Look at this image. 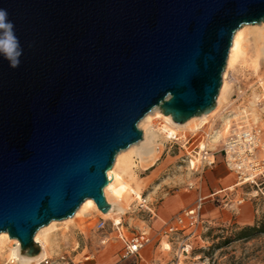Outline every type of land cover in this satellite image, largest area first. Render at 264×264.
<instances>
[{"label": "water", "instance_id": "obj_1", "mask_svg": "<svg viewBox=\"0 0 264 264\" xmlns=\"http://www.w3.org/2000/svg\"><path fill=\"white\" fill-rule=\"evenodd\" d=\"M22 55L0 56V233L34 235L103 190L153 109L176 124L216 104L236 31L264 0H0Z\"/></svg>", "mask_w": 264, "mask_h": 264}, {"label": "rangeland", "instance_id": "obj_2", "mask_svg": "<svg viewBox=\"0 0 264 264\" xmlns=\"http://www.w3.org/2000/svg\"><path fill=\"white\" fill-rule=\"evenodd\" d=\"M262 27H264V22L241 27L243 53L231 67H228L226 63L222 75V84L225 80L230 96L227 102L222 103L216 113L208 118V123L201 129H184L178 132L176 136L170 134L169 138L161 137L157 140L156 147L159 149V153L156 155L151 167L144 165L138 157H133L135 167L132 170H135L136 178L143 185L141 196L145 200L147 208L151 204L157 207L162 199L169 196L177 195L185 198L194 194L195 186L206 169H202V145H204L205 151L217 153L223 140L236 127L251 126L255 123L264 124V109L256 104L260 88L264 90V84L260 82V80L264 81V55L259 51V48L264 47L262 46L264 44L260 43L256 36V28ZM224 74H226L225 79ZM153 110L154 112L150 114L152 117L150 123H155L153 128V131H155L159 126L164 125V122L157 118L161 111L158 108ZM243 110L247 113L254 111L256 117L253 118L248 115L247 118H241ZM144 119L137 125L138 130L142 132V138H144L147 127ZM147 130V132H152V129L148 128ZM225 130L227 134L223 135L222 133ZM214 134L216 136L217 134L220 135L216 142H211L212 137L215 136ZM142 142L140 141L132 146L137 148ZM216 156L219 157L218 154ZM191 161L194 163L193 166H191ZM145 168L147 170H144ZM237 189L240 190L239 196L233 198L235 192L231 193L229 195L231 202L227 206V209L233 206L229 210L233 215V220L226 225L221 224V226L211 224L207 231L198 232L190 240L189 254L180 258V264H264V233H258L246 239L238 238L236 234L247 226L234 223L235 214L240 209L237 208L235 201L244 198V203L238 207H242L246 202L251 204L254 222L250 227L254 225L264 227V186L258 188L242 186ZM125 209H127L126 214L117 217L121 219V224L128 233L145 232L150 236L152 241L147 250L156 251L154 264H175L178 242L163 238L161 235L163 228L154 232L149 230L148 228L151 226L149 212L138 207L137 202L129 203ZM94 215L80 213L78 217L70 222L64 223L65 220L57 222L55 228L49 231L50 234L48 232L54 239L55 245L53 254L47 258L55 261L59 256L64 255L70 258L74 264H78L80 261H84L86 256L99 250L98 242L102 236L108 235L109 242L107 244L114 241V235L110 233V222L112 220L102 218L106 221L107 228L106 231L100 233L94 228L100 216ZM173 218L174 216L167 222H170ZM165 244L169 245V250L165 249ZM120 254L121 252L118 250L115 252L117 258L114 263L119 261ZM146 254L151 259L149 253ZM0 264L11 263L4 256L0 258Z\"/></svg>", "mask_w": 264, "mask_h": 264}, {"label": "built area", "instance_id": "obj_3", "mask_svg": "<svg viewBox=\"0 0 264 264\" xmlns=\"http://www.w3.org/2000/svg\"><path fill=\"white\" fill-rule=\"evenodd\" d=\"M256 104L264 109V90L260 88V93L256 99ZM202 169L212 167L215 164V155L218 154L222 162L230 173L237 179V186H249L258 188L264 186V124H253L251 126L242 125L236 127L221 143L217 153H210L202 150ZM228 193H233L230 191ZM226 199V197L224 198ZM245 199L235 201L236 206H241ZM138 207L146 209L151 215L149 208L145 206V200L141 196ZM224 202L223 206H228ZM201 200H198L192 207L182 209L174 218L168 222L161 231L163 238L178 242L175 264H180V258L189 254L190 240L198 232L207 231L211 223L206 222L201 216ZM97 232L106 231L107 223L99 218L94 226ZM110 233L114 235L113 240L121 243L120 259L115 264H140L141 253L147 248L152 239L145 233L130 234L125 230L121 222L115 224L110 222ZM109 242L108 235L102 236L101 245ZM169 250V249H168ZM91 255L84 258L90 260ZM38 264H74L70 258L62 255L55 261L45 258Z\"/></svg>", "mask_w": 264, "mask_h": 264}, {"label": "bare ground", "instance_id": "obj_4", "mask_svg": "<svg viewBox=\"0 0 264 264\" xmlns=\"http://www.w3.org/2000/svg\"><path fill=\"white\" fill-rule=\"evenodd\" d=\"M246 26V25H245ZM243 27V26H242ZM255 29V28H254ZM242 30L241 28L236 31V33L233 36L232 39V45L230 47L229 53H228V58H227V66L231 67L232 65L235 64V62L238 61L239 57L243 53V39H242ZM256 36L257 39L260 41V43L264 44V27L262 28H256ZM264 46V45H262ZM260 52L262 55H264V47L259 48ZM258 53V52H257ZM257 70V68H255ZM226 74H224V79H225ZM260 82L264 84V81ZM230 96L229 91H228V85L223 81V84L220 88L218 97L216 99V104L214 109L208 113V114H203L201 116L193 117L186 121L183 124H176L172 121L170 116H165L162 114V112L157 115V118L161 119L164 122V125L159 126V128L155 129L154 124L150 123V119L152 117L150 114L154 112L152 110L147 116H145L144 121L147 124V127L145 129L144 133V138H142L143 142L136 148L132 147L128 148L124 152H119L116 157L114 164L112 168L107 172L108 173V178H109V184L106 186L103 190L105 200L107 204L109 205L110 209L107 213L102 214L95 206L93 201L91 199L85 200L82 205L77 209L75 214L64 221V223L72 221L74 218L78 217L80 213H83L85 215H91L95 214L97 216H100L101 218H109L113 216V214L117 211L115 205L111 202V196L112 198H119L123 197L126 201V198H139L138 193L133 191L129 185V183L125 182V176L131 177L132 176V169L135 167V163L133 160V157H138L139 161L141 160L142 163L146 166L150 165L155 159L156 155L159 153V149L156 147L157 145V140H159L161 137H170L169 135L172 134L175 136L177 135L178 132L184 130V129H193V130H198L203 128L207 123H208V118L212 117L216 111L218 110L219 106L227 102L228 97ZM255 98V96H254ZM242 117L241 118H247V116L250 115L255 118L256 114L254 111H251L250 113H247V111L243 110L242 111ZM251 118V119H253ZM249 123V122H248ZM145 124V125H146ZM160 125V124H159ZM152 129V132H147V129ZM227 130V129H226ZM224 131L222 134L225 135L227 134V131ZM149 133V134H148ZM215 133V132H214ZM211 135V134H210ZM215 135V134H214ZM220 134L215 135L212 137L211 142H216L218 139V136ZM138 145V144H137ZM201 149H205L204 145L201 146ZM197 159V158H196ZM194 163L191 161V166H193ZM137 166V165H136ZM135 172V171H134ZM133 178V177H131ZM128 179V178H127ZM128 181V180H127ZM130 182V181H129ZM118 205V204H117ZM118 207V206H117ZM120 210V208H119ZM124 210V209H123ZM121 210V211H123ZM118 213V212H117ZM116 213V214H117ZM119 214V213H118ZM115 216V215H114ZM57 225V221H53L50 224H48L46 227H43L37 231V233L34 235V243L37 244L40 248V253L39 255L35 257H25L21 255L20 251V244L17 240L15 239H10L9 236L6 233H0V258L4 257L6 260L11 263V264H38L40 261L47 257H51V255L54 252V239L51 237L50 230H53L55 226ZM49 232V234H48ZM168 245V244H167ZM165 245V248H169V246Z\"/></svg>", "mask_w": 264, "mask_h": 264}, {"label": "crops", "instance_id": "obj_5", "mask_svg": "<svg viewBox=\"0 0 264 264\" xmlns=\"http://www.w3.org/2000/svg\"><path fill=\"white\" fill-rule=\"evenodd\" d=\"M153 162L149 165L150 167L153 165ZM144 170H147V168H145ZM132 171L133 172L131 177L133 178L127 177V179L125 176V182L129 183L131 189L138 193L139 198L127 197L125 201L123 197L112 198L111 196V202L114 205L116 204L115 207L117 211L111 218H107L106 220H112V222H114L115 224L122 222L121 219H119V217L117 216L126 214L127 209H125V207L128 206L129 203L141 202L143 185L136 178V174L134 172L135 170ZM237 188H239V186H237L236 176L233 173L227 171L221 157L216 156L214 166L207 167L201 174L198 183L195 186V192L193 195L185 198L179 197L177 195L169 196L162 199L157 207L152 206V204L149 206V211L151 213V215L149 214L151 226L148 229L154 232L157 229L164 228V226L168 223L167 221H169L172 216L178 214L182 209L190 208V206L192 207L198 200H201V216L206 222L218 226H221V224L226 225L230 223L231 220H233V215H231V212L229 211L230 208H233V206L227 209V206L224 208L223 204L224 202H228V204H230L231 202L229 200V195L231 193L228 192H235L233 198H237L239 196L240 190ZM225 197L226 199H224ZM237 208L240 209L235 214L234 223L241 226L252 225L254 222V214L252 212L251 204L249 202H246L245 205ZM99 243L100 240L98 242V247L100 248L98 251H96V253H93L91 255L92 258L87 261H80L78 264H115L114 262L117 258V256H115V252L117 250H121V243L115 240L104 246H100L101 244ZM147 249L148 247L145 248V250L141 253L140 264H154L153 260L156 257V251H148ZM165 249L168 250L169 248ZM146 253H149L151 259L147 257Z\"/></svg>", "mask_w": 264, "mask_h": 264}, {"label": "clouds", "instance_id": "obj_6", "mask_svg": "<svg viewBox=\"0 0 264 264\" xmlns=\"http://www.w3.org/2000/svg\"><path fill=\"white\" fill-rule=\"evenodd\" d=\"M14 27V24L8 20L7 11L0 9V56L7 59L12 68L19 66V57L22 55Z\"/></svg>", "mask_w": 264, "mask_h": 264}, {"label": "trees", "instance_id": "obj_7", "mask_svg": "<svg viewBox=\"0 0 264 264\" xmlns=\"http://www.w3.org/2000/svg\"><path fill=\"white\" fill-rule=\"evenodd\" d=\"M258 233H264V227H259L258 225H254L252 227L247 226L242 229L239 233H237L238 238H249L251 236H254L255 234Z\"/></svg>", "mask_w": 264, "mask_h": 264}]
</instances>
